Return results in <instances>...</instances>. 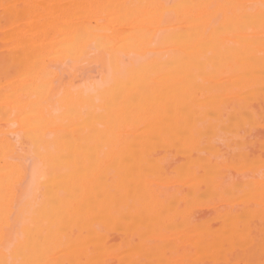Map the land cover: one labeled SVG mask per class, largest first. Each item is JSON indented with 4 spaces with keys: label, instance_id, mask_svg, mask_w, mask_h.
Returning <instances> with one entry per match:
<instances>
[{
    "label": "bare ground",
    "instance_id": "1",
    "mask_svg": "<svg viewBox=\"0 0 264 264\" xmlns=\"http://www.w3.org/2000/svg\"><path fill=\"white\" fill-rule=\"evenodd\" d=\"M0 264H264V0H0Z\"/></svg>",
    "mask_w": 264,
    "mask_h": 264
}]
</instances>
